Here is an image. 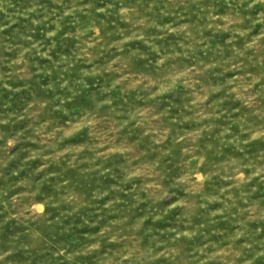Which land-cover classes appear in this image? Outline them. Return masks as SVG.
<instances>
[{"label": "rangeland", "instance_id": "rangeland-1", "mask_svg": "<svg viewBox=\"0 0 264 264\" xmlns=\"http://www.w3.org/2000/svg\"><path fill=\"white\" fill-rule=\"evenodd\" d=\"M0 264H264V0H0Z\"/></svg>", "mask_w": 264, "mask_h": 264}]
</instances>
